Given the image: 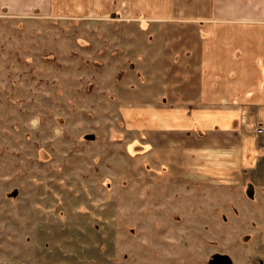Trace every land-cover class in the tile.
Here are the masks:
<instances>
[{"label": "rangeland", "instance_id": "rangeland-1", "mask_svg": "<svg viewBox=\"0 0 264 264\" xmlns=\"http://www.w3.org/2000/svg\"><path fill=\"white\" fill-rule=\"evenodd\" d=\"M82 1L0 11V264H264L226 185L146 161L120 114L139 29Z\"/></svg>", "mask_w": 264, "mask_h": 264}, {"label": "crops", "instance_id": "crops-1", "mask_svg": "<svg viewBox=\"0 0 264 264\" xmlns=\"http://www.w3.org/2000/svg\"><path fill=\"white\" fill-rule=\"evenodd\" d=\"M74 1L87 6L0 0V11L69 14ZM112 8L139 29L123 36L130 101L120 114L144 133L146 161L155 165L159 147L174 181L226 185L247 230L263 234L264 0H112Z\"/></svg>", "mask_w": 264, "mask_h": 264}, {"label": "flooded vegetation", "instance_id": "flooded-vegetation-1", "mask_svg": "<svg viewBox=\"0 0 264 264\" xmlns=\"http://www.w3.org/2000/svg\"><path fill=\"white\" fill-rule=\"evenodd\" d=\"M226 262L223 261V259H214V264H224Z\"/></svg>", "mask_w": 264, "mask_h": 264}, {"label": "water", "instance_id": "water-1", "mask_svg": "<svg viewBox=\"0 0 264 264\" xmlns=\"http://www.w3.org/2000/svg\"><path fill=\"white\" fill-rule=\"evenodd\" d=\"M217 259H219V258H217ZM210 264H214V259L210 262Z\"/></svg>", "mask_w": 264, "mask_h": 264}]
</instances>
